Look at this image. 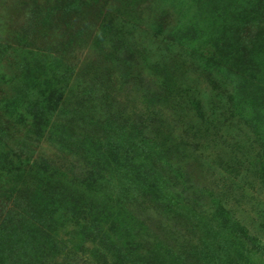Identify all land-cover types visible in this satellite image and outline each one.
I'll return each mask as SVG.
<instances>
[{"label":"rangeland","instance_id":"374dc122","mask_svg":"<svg viewBox=\"0 0 264 264\" xmlns=\"http://www.w3.org/2000/svg\"><path fill=\"white\" fill-rule=\"evenodd\" d=\"M255 8L264 15L261 0H0V132L6 134L1 151L14 152L15 161L16 153L26 162L24 153L31 157L23 179L20 164L0 170V239L15 228L25 251L41 248L28 219L10 212L25 209L38 185L29 175L34 160H47L69 179L85 178L92 163L84 141L88 135L103 138L108 121L115 130L134 124L136 142L147 144L146 138L163 146L169 163L162 161V170L184 172L186 184L178 188H186L195 206L183 215L135 202L129 208L144 221L141 238L174 249L196 243L205 229L195 218H210L220 200L264 242V181L258 171L264 147L226 101L234 74L264 86V25H253ZM28 57L38 63L45 57L66 74L60 105L39 125L30 116L16 121L28 110L13 103ZM206 60L218 72L211 73ZM78 231L75 222L59 220L53 231L57 252H50L49 264H112L103 244ZM8 257L1 255L0 264H10Z\"/></svg>","mask_w":264,"mask_h":264},{"label":"trees","instance_id":"16d2710c","mask_svg":"<svg viewBox=\"0 0 264 264\" xmlns=\"http://www.w3.org/2000/svg\"><path fill=\"white\" fill-rule=\"evenodd\" d=\"M261 4L264 5V0ZM251 17L254 26L259 28L264 25V15L257 8ZM200 36L203 38L204 32ZM259 51L261 49L257 48ZM27 59L26 75L13 103L15 107L18 104V108L25 106L28 114H21L16 121L21 122L23 116H30L34 120L32 125H39L45 123L47 115L60 105L63 94L60 84L66 79V74L59 64L46 63L45 57L40 63L29 57ZM206 64L208 69L212 68L211 73L218 72L210 60H206ZM232 79V90L229 92L227 88L226 101L231 103L233 114L253 127L260 145L264 147V86L251 76L247 78L234 74ZM107 122L103 138L88 135L84 141L91 153L85 152V156L92 163V171L85 178L69 179L67 172L47 160H34L29 175L37 180L38 185L32 190L31 198L26 200L25 209L10 212L12 218H18V215L22 218L20 220L28 219L33 232L42 242L41 248L25 251L15 239L14 228L2 234L0 256L6 252L10 264H49L50 252L52 255L57 252L55 250L53 254L56 240V232L53 231L58 228L59 220L67 218L79 225L78 234L81 237L98 240L112 253V264H264L263 240L250 234L249 228L220 200H215L211 212L204 211L209 212L207 216L210 218H195L197 225L205 229L196 243L179 247V250L163 244L159 239L141 238L144 221L135 218L129 207L142 201L155 203L166 212L184 215L191 206L195 207L185 196L186 188H178L186 184L187 178L176 167L171 166L172 173L162 170V161L169 163L163 146L146 138L147 144L136 142L131 136L136 130L134 124L119 125L115 130L113 124ZM208 129L203 132L201 129V132L207 133ZM5 135L0 132V170L3 165L20 164V178L23 179V166H28L31 157L24 153L26 162L16 153L15 161L14 152H2ZM69 140L65 141L68 148L71 145ZM258 171L264 181V149L259 156ZM1 175L0 180H3L5 174ZM68 183H73L76 188L72 184V189L66 190ZM15 193L16 188L11 189L5 199L10 200ZM14 199L16 202L19 197ZM105 224L110 225L105 227ZM114 233L117 239L113 238Z\"/></svg>","mask_w":264,"mask_h":264}]
</instances>
